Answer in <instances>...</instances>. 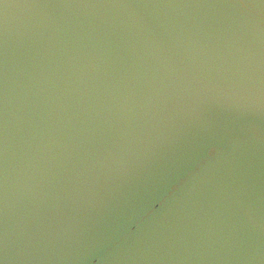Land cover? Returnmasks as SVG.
<instances>
[{"label":"water","instance_id":"water-1","mask_svg":"<svg viewBox=\"0 0 264 264\" xmlns=\"http://www.w3.org/2000/svg\"><path fill=\"white\" fill-rule=\"evenodd\" d=\"M0 252L264 264V7L0 3Z\"/></svg>","mask_w":264,"mask_h":264},{"label":"snow or ice","instance_id":"snow-or-ice-1","mask_svg":"<svg viewBox=\"0 0 264 264\" xmlns=\"http://www.w3.org/2000/svg\"><path fill=\"white\" fill-rule=\"evenodd\" d=\"M3 2L4 0H0V3ZM241 2L247 7H255L257 3L259 6L264 7V0H241ZM0 264H7V258L2 254V252H0Z\"/></svg>","mask_w":264,"mask_h":264}]
</instances>
